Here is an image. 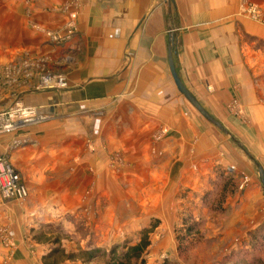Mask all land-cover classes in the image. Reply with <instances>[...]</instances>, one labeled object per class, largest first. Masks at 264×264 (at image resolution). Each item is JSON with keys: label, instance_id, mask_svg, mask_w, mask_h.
Returning <instances> with one entry per match:
<instances>
[{"label": "crops", "instance_id": "obj_1", "mask_svg": "<svg viewBox=\"0 0 264 264\" xmlns=\"http://www.w3.org/2000/svg\"><path fill=\"white\" fill-rule=\"evenodd\" d=\"M72 1L38 0L34 8L33 22L45 32L65 26L77 11V32L59 43L77 56L73 66L59 69L68 87L44 92L37 105L54 117L0 136V156L29 191L19 216L0 195L1 223L14 241L10 248L0 238V264H49L53 249L43 236L48 222L67 215L72 227L84 212L98 217L102 234L113 229L109 210L119 231L141 229L158 217L154 246L175 247L179 190L189 189L190 197L201 193L224 164L240 190L227 199L226 220H203V228H214L226 242L242 234L243 225L262 224L264 219L240 226L243 214L252 218L250 211H258L262 187L249 162L180 92L168 50L171 34L174 64L187 89L225 128L264 152V79L260 67L250 71L253 60L244 58L243 49L246 35L264 40V24L242 15L238 0H76L77 7ZM252 1L264 9V0ZM35 40L34 46L43 44L38 52L49 57L60 49L48 32ZM14 137L23 145L12 148ZM116 155L124 160L117 170L111 166ZM244 177L249 181L241 188ZM134 202L138 209L126 213ZM70 244H62L65 252L76 246ZM56 264L83 263L74 258Z\"/></svg>", "mask_w": 264, "mask_h": 264}, {"label": "rangeland", "instance_id": "obj_2", "mask_svg": "<svg viewBox=\"0 0 264 264\" xmlns=\"http://www.w3.org/2000/svg\"><path fill=\"white\" fill-rule=\"evenodd\" d=\"M37 1L38 0H0V111L12 105L13 101L17 99L23 100L28 105H33L38 107L39 101L42 100V96H43L42 94L44 92H49L57 89V88L49 89L48 87L43 88L42 86H40L43 77L49 75L60 76L62 75L59 73L60 68L67 67L70 65L73 66L74 64L73 62L75 61V59L73 58H75L76 55L75 52H73L71 49L68 48L67 50H65L64 46L63 45L60 46L59 42L55 43L51 40L55 45L57 44V46L60 47L59 51H57L51 57H49L50 55L42 54L38 52V49L42 48L43 44L34 46L36 41L35 36L38 32H42L46 35L47 32L50 31L49 29V31L47 30L45 32V30L41 26L36 24L37 23L36 21L33 22L34 13H35L34 8L36 7ZM249 1L253 2L252 0ZM253 3L258 5L264 12V9L258 3L256 2ZM239 12L249 19H253L256 22L264 24V14H262L260 17L257 18H254L252 16L250 17L246 13H243L241 11L240 3H239ZM244 41L246 42L245 46H243L244 58L251 57L250 59L253 60L250 71H252V69L255 70L256 67H260L261 78L264 79V40L262 38L253 35L252 36L246 35ZM246 44L249 48H247ZM26 88L27 90H30L27 94L26 92H22V90ZM261 93H263V91H261L260 94ZM263 100H264V95H263ZM187 102L190 104L191 107L193 106L195 111L199 113V115L207 124L213 127L222 136V138L225 139V142H229L233 146L234 149L233 151L239 153V156L245 158L246 161L249 162L253 171L256 174L255 178L262 187L264 194V187L257 166V162L260 163L261 165H264L263 164L264 152L257 151V143H255V145L254 143L247 144L246 141L241 139L240 135L238 136V134H236L233 130L229 129L228 127L226 128L230 133H227L226 131L222 130L220 127L216 126L215 124L207 120L201 114V112H199L195 108V106L189 102L188 99ZM232 107L235 106L233 105ZM43 114H42L43 116H47L46 120H38L31 124L24 125L23 127H20L18 129L9 132H3L0 129V136L8 135L15 131H21L25 127L38 124V122L41 121H47L48 119H52L54 117L45 112H43ZM244 114L245 113H242L240 115H244ZM236 115L238 116L239 114L236 113ZM222 125L225 127L224 124ZM16 141H22V140H18V138L14 137L11 143L12 148H18L21 145H23L24 141H22V144L19 145L18 143H16ZM236 152L235 154H237ZM248 154L252 158L249 157ZM111 161H112L111 166L113 165L114 167L113 169L115 170H117L118 168H120L121 165H123L121 163H124V160H122V157H120L119 155L113 156L111 158ZM116 163H120V165L115 166ZM216 169H217L216 171L219 172V174L216 175L217 177L209 178L205 188H203L201 193L194 192L202 196V199L200 198L201 202L198 199L199 197L197 196L195 197L188 196V192H190L189 189L186 190L185 192L184 191L181 192L185 195L183 197L179 196L180 193L179 190L177 197L175 198L176 205H178V212L176 214L177 222L174 228V236L176 237V240L178 239L177 236L178 233L182 231L180 228L185 226L186 219H190L191 213L188 207L190 206L189 205L190 203L194 206L195 204L198 205L199 210L197 209L196 211L198 212V215L201 217V220L202 221L204 220V223L205 221L214 223L218 220L219 221L226 220V217L228 216L229 212H231L229 210V206L226 205V202L229 197H234L238 193V190H240L239 188L240 185L236 180L237 190L233 188H228L226 195H223L222 190L224 189L223 187L226 184L225 182L226 181L228 182L227 187L228 186L230 187L229 184L233 183L232 182L233 179L228 180V178L231 177L229 173H231L232 171L228 168L227 164H224L222 168L217 167ZM245 178L248 177H244V180ZM141 186L142 185H140V188ZM26 200L27 198L25 200L9 199V201H5V203H9V204L11 203L10 205L11 210H13V213L19 216L20 213L18 212V209H20L19 207L22 206ZM10 201H14V202L18 201L19 204ZM257 203L258 204L256 208L259 207L258 211L257 209L250 211L252 214H254V217L250 218L247 215L243 214L242 215L243 221L242 223H240V226H242L243 223L244 224L246 223L247 225L249 222L251 224L252 222L256 223L255 220L261 221L262 219H264L263 218L264 198L258 201ZM131 205L135 206L136 209L133 206L129 205L128 208L130 209H126L125 210L126 213L127 211H130L132 213L134 210L138 209L136 202H134ZM3 211L0 210V230L7 228L4 224H2L3 222L1 223V219L4 218L1 217V215L2 216L4 215ZM109 214L110 216L109 217L107 216L108 222H111L113 229L103 234L101 229L100 231H98V224H99L98 217L92 216L91 218H89L88 216H90V214L87 213L86 215L85 212L81 216L71 220L72 227L70 226L68 221L65 220V218L68 217L67 215L58 216L56 217V219H53V221L48 222V226H46L47 230H45L47 234L43 232V236L44 235L46 237L49 236L50 241L48 242L49 243L48 248L53 249L52 251H54L57 248H61L59 249L60 253H57V256H53L51 258L52 260H50L51 262L48 261V263L56 264L61 260H66V259L73 260L74 258L77 257V255L72 259L70 258V255H72L73 253L77 254L81 249H88L89 247L90 248L97 247L103 250L106 249L108 251L109 248H111L113 245L123 243L129 237H134V234L139 230L136 229L133 230L132 232H129L127 230L123 231L124 230L123 228L122 231H119L118 229H116L118 225V222L115 221L116 218L115 219L111 218V216L114 215L113 212L109 210ZM194 214L195 212H193L192 215ZM154 218L161 221V219L158 217H151L149 219V223H147L146 226H149L151 220ZM124 220L128 221V217H125ZM243 226L244 228L242 227L243 228L242 234L237 233V237L233 241L227 240L226 242L220 240V236L217 235V233L214 234V228L205 229V227L203 228L202 226L200 228L202 233L201 234L202 241L190 249V253L186 260L183 255L179 254L178 240L175 247L168 246L167 249L164 251L162 248L158 249L156 245L154 246V239H153V243H152L153 246L151 245L147 254L148 255L147 264H161V262L167 257L174 259L175 262H177L178 264H223L224 260L226 262L231 260L230 262L233 263L240 260L242 261L252 260L253 258H256L258 256L264 257V252L262 251L264 249V245H263L264 241H261L262 239H260V236L264 235V220L262 221V224H259L254 229L250 228L248 225L247 227L245 225ZM74 231H76L75 235H74ZM157 232L158 231H156L153 234L154 238ZM68 235L71 236L72 239ZM211 235L216 237V238L213 237L215 238V241L213 238L210 239ZM197 236H195V238ZM71 242L76 243V246H73L71 248L72 250H70L69 248V251L65 252L66 250L62 248V244H66L69 247L72 246L70 244ZM75 247L78 250H74ZM239 249H241L242 251L241 254H239L237 257H231L230 259L226 257L225 259V256L229 254L230 251L232 250L237 251ZM173 252H177L175 253L176 255L172 256L171 254ZM155 256L158 258V262L156 263H155ZM77 258H79V260H81V263L83 264H106L105 263L106 258H99L95 261L88 263L83 262L81 256H78Z\"/></svg>", "mask_w": 264, "mask_h": 264}, {"label": "built area", "instance_id": "obj_3", "mask_svg": "<svg viewBox=\"0 0 264 264\" xmlns=\"http://www.w3.org/2000/svg\"><path fill=\"white\" fill-rule=\"evenodd\" d=\"M76 0L72 1V4L77 7ZM240 8L243 13H246L248 16L254 18L260 17L264 12L262 9L253 2L249 0H239ZM77 5V6H76ZM77 18V11H74L70 15V20L66 22V25L51 30L48 32L50 39L55 40L56 42H66L71 39V37L77 32V23L75 22ZM40 86L48 87L49 89L53 88H66L67 80L64 76L49 75L43 77ZM39 107L28 105L23 100H15L12 105L6 109L0 111V129L3 132H9L24 125L31 124L38 120H46L47 116H43ZM165 130H162V133L156 135V139L160 140L162 138ZM16 143L22 144V141H16ZM248 178H245L243 187ZM0 195L5 200L16 199V200H25L29 196V191L25 181L22 179L20 173L17 169L9 162L5 157L0 156ZM1 240L7 247L14 245V241L9 234L7 229L0 230Z\"/></svg>", "mask_w": 264, "mask_h": 264}, {"label": "trees", "instance_id": "obj_4", "mask_svg": "<svg viewBox=\"0 0 264 264\" xmlns=\"http://www.w3.org/2000/svg\"><path fill=\"white\" fill-rule=\"evenodd\" d=\"M231 177L229 179H233V183L228 185V182L226 181L224 189L222 190V194L226 195L228 188H233L237 190L236 186V178L234 173H229ZM180 191L179 196L183 197L185 196ZM178 196V197H179ZM199 197L198 199L201 202L202 196L198 193H194V197ZM201 198V199H200ZM196 202V201H195ZM208 202V201H205ZM198 204V203H197ZM189 210H190V219H186L185 226L180 228L182 231L178 233V251L180 255H183L185 257V260L187 259L190 249L199 244L202 241L201 236V230L200 228L204 224L201 220V217L198 215V212L196 211L198 208V205L195 204L192 205L189 204ZM193 212H195L194 215ZM161 221L158 219H152L149 226L143 227L139 229L135 234L134 237L127 238L123 243L115 244L109 250L101 249L97 247H92L88 249H81L77 254L70 255V258L81 256V259L83 262L88 263L95 261L99 258H106V264H147V254L148 250L150 249L152 243H153V234L157 231V229L160 227ZM198 235V236H197ZM195 236H197L195 238ZM261 241H264V235L260 236ZM264 245V244H263ZM262 245V246H263ZM59 249L57 248L54 251H52L50 254H48V258H52L53 256H57V253H60ZM241 249L239 250H232L229 254L225 256L229 259L231 257H237L239 254H241ZM264 252V249L262 250ZM76 257V258H77ZM231 261V260H230ZM225 261L223 264H264V257L258 256L256 258H253L252 260H246V261H236V262H230ZM48 262V260H47ZM161 264H178L175 262L172 258H165Z\"/></svg>", "mask_w": 264, "mask_h": 264}, {"label": "water", "instance_id": "obj_5", "mask_svg": "<svg viewBox=\"0 0 264 264\" xmlns=\"http://www.w3.org/2000/svg\"><path fill=\"white\" fill-rule=\"evenodd\" d=\"M170 45H169V66L171 67V72H172V76L174 79V82H176L178 89L180 90V92L184 95V97H186L189 102L191 104H193L195 106V108L201 112V114L210 122H212L213 124H215L216 126L220 127L222 130L226 131L227 133H230L224 126H222V124L216 120L213 115L210 112H207L206 109L201 105V103L199 102V100L193 95L191 94V92L187 89V87L185 86V84L183 83V81H181L179 74L177 72V67L174 64V58H173V53L174 51H172L173 48V43H174V36L170 34ZM249 155V154H248ZM249 157H251L249 155ZM252 158V157H251ZM257 166L260 172V178L264 187V169L263 166L257 162Z\"/></svg>", "mask_w": 264, "mask_h": 264}]
</instances>
